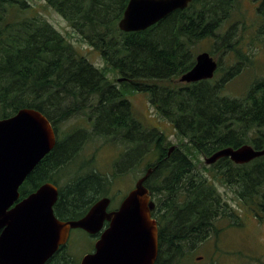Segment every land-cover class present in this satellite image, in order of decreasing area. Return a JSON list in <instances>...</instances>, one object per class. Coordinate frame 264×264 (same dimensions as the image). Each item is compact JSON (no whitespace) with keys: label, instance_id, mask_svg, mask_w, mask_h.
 <instances>
[{"label":"trees","instance_id":"trees-1","mask_svg":"<svg viewBox=\"0 0 264 264\" xmlns=\"http://www.w3.org/2000/svg\"><path fill=\"white\" fill-rule=\"evenodd\" d=\"M43 1L97 53L102 67L89 62L40 19L27 0H0V119L22 108L37 110L50 121L56 138L62 136L58 126L69 119L84 117L87 124L68 130L63 141L57 139L19 188L21 198L45 182L57 185L51 175L72 165L86 143L100 140L121 146L113 172L78 171L59 189L55 205L59 220L83 217L96 200L107 196L116 178L147 161L143 172L148 167L154 171L146 188L161 204L167 196V210L161 205L154 214L155 264H192L196 246L222 232L217 223L232 217L238 220L215 183L231 188L241 206L264 223V156L245 165H235L228 158L211 166L203 164L209 176L200 174L193 160L195 155L209 157L226 147H264V77L254 81L241 99L221 95L223 84L239 75L235 73L239 68L215 83L179 82L195 63V47L217 35L222 14H229L235 0H192L172 20L165 17L145 31L131 33L118 29L129 0ZM259 13L264 34V0ZM209 54L214 56V47ZM109 73L123 79L119 86L114 84L117 78H108ZM129 93L146 95L155 113L181 138L169 155L168 137L135 117L126 98Z\"/></svg>","mask_w":264,"mask_h":264},{"label":"water","instance_id":"water-1","mask_svg":"<svg viewBox=\"0 0 264 264\" xmlns=\"http://www.w3.org/2000/svg\"><path fill=\"white\" fill-rule=\"evenodd\" d=\"M191 1L129 0L118 29L124 33L145 31L173 11L185 9ZM216 69L214 59L202 52L179 81L190 84L211 80ZM55 145L51 123L37 110L23 108L0 120V264H44L66 242L71 230L93 234L102 229L105 220L109 226L96 243L95 253L85 256L80 264H155L158 229L150 215L154 204L144 186L153 167L136 180L112 213H107L109 198L103 197L82 218L60 221L53 211L58 188L50 182L19 201L20 186ZM174 148H169L168 155ZM263 156L264 148L256 150L244 144L222 148L204 157V163L210 166L228 158L235 165H245Z\"/></svg>","mask_w":264,"mask_h":264},{"label":"rangeland","instance_id":"rangeland-1","mask_svg":"<svg viewBox=\"0 0 264 264\" xmlns=\"http://www.w3.org/2000/svg\"><path fill=\"white\" fill-rule=\"evenodd\" d=\"M27 1L36 10L35 12L40 19L45 20L60 32L67 41L79 49L80 54L89 62L96 67H102V61L97 53L79 39V36L61 15L48 7L43 0ZM254 8L253 0H237L231 8L227 22L220 26L216 32L217 36L226 34L243 36L247 39L244 44L250 45L246 49L243 42L236 43L233 40V43L239 45L235 48L239 49L240 52H230L226 56H221V50H218L214 53V56L211 55L215 60L219 59L220 61L219 71L212 79L213 83L224 79L230 67H232L231 69L239 68L235 73L240 74L223 84L222 96L241 99L248 93L254 81L264 77V34L261 33V21L259 17H256ZM217 41L219 42V39ZM215 44L216 40L214 38L201 41L195 47V55L202 52L210 53ZM244 55L249 59L246 60ZM239 56H243V60H240ZM108 78L113 81L117 77L109 73ZM114 84L119 86L117 82H114ZM126 98L131 102L133 114L143 125L147 128L157 127L168 137L171 146L180 143L181 138L174 133L172 127L166 121L155 113L149 105L146 95L129 93ZM83 120L84 117L72 118L61 123L58 126V134L60 133L61 138H63L61 139L58 136L57 139L63 141L68 130H74L78 126L87 127ZM262 130L264 131V126ZM120 151L122 152L121 146L102 144L100 140L90 141L84 145L72 165L59 168L51 176L56 181L59 189H62L71 178L75 177L78 171L84 174L88 169L93 168L101 174L110 175L113 172L115 161L119 158ZM194 159L197 163L195 169L200 174H204L203 164L205 165V163L202 156L195 155ZM145 163L147 161L134 172L125 173L114 180L113 185L107 192V197L113 201L112 204L117 206L133 188L136 180L144 173L145 169L142 168ZM215 186L231 208V213L234 212L238 220H234L232 217L217 223V228L222 232L218 236H212L209 240L197 245L196 248L194 247L195 250L190 257L192 264H264V223L259 222L251 212L241 206L231 188L219 183H215ZM230 222H235L237 225L231 226ZM75 244L77 254L87 247L84 238L78 237ZM76 256L80 257L79 255Z\"/></svg>","mask_w":264,"mask_h":264},{"label":"flooded vegetation","instance_id":"flooded-vegetation-1","mask_svg":"<svg viewBox=\"0 0 264 264\" xmlns=\"http://www.w3.org/2000/svg\"><path fill=\"white\" fill-rule=\"evenodd\" d=\"M237 0L234 1V3ZM251 1V0H250ZM253 3L255 4V10H256V17H259V20L261 21V24L263 23V18L259 13V9H260V5L262 3V0H253ZM234 5V4H233ZM233 7V6H232ZM186 9V8H185ZM184 10V9H183ZM177 11H173L172 13H170L169 15H167V18H169L170 20H172L173 18V14H175ZM231 10L229 11L230 14ZM229 14L227 13V15L222 14L221 17H224L223 20H221V26L224 25L225 22H227V19L229 17ZM212 38H214L216 40V44L214 46V53H216V51L221 50V56H226L228 55L230 52H236L235 46H239L238 44L233 43L232 41L234 40L236 43H241L243 42V45L246 49H248L250 47L249 44H244V42L247 40L245 37L243 36H239V35H222V36H213ZM219 39V42L217 41ZM231 40V41H230ZM241 48V47H240ZM226 49V50H225ZM229 50V51H228ZM239 50V49H238ZM223 51H225L226 53H224ZM215 55V54H214ZM214 59V58H213ZM215 60V59H214ZM215 62L217 63V69H219L220 66V61L219 59H216ZM232 67H230L228 69L229 73L232 69ZM227 71V70H226ZM148 190V189H147ZM149 192V197H150V201L153 202L154 204V209L150 212V215L153 219H155V213L159 210V207L161 205H163V207L166 208L167 210V196L165 198V201L163 204L158 202L159 197L156 196L155 194H151L150 191ZM100 199V198H99ZM98 199V200H99ZM98 200H96L95 202H97ZM110 203L108 205L107 208V213H112L114 211H116L118 209V207L120 206L122 200L118 203L117 206H115L112 201V199H110ZM94 202V203H95ZM16 204V203H15ZM14 204V205H15ZM13 205V206H14ZM56 205V204H55ZM55 205L53 207V211L54 214L56 216L55 213ZM114 205V206H113ZM93 206V204L90 206V208ZM89 208V209H90ZM88 209V210H89ZM87 210V212H88ZM86 212V213H87ZM165 214L167 213V211L164 212ZM57 217V216H56ZM109 226V222L107 220H105L103 222V227L101 230L97 231L96 233L93 234H89L87 232H85L84 230H71L69 232V235L67 237V240L64 244L60 245L58 247V249L45 261L44 264H80L82 259L87 256V255H92L95 253V245L96 243L100 240L102 234L104 233V231L108 228ZM3 230H0V235L2 233ZM78 237L80 238H84V241L87 243V247L82 251L79 252L77 254V250L75 248L76 244L75 241L78 239ZM75 238V240H74ZM79 255L80 257L76 256Z\"/></svg>","mask_w":264,"mask_h":264},{"label":"bare ground","instance_id":"bare-ground-1","mask_svg":"<svg viewBox=\"0 0 264 264\" xmlns=\"http://www.w3.org/2000/svg\"><path fill=\"white\" fill-rule=\"evenodd\" d=\"M150 178V177H149Z\"/></svg>","mask_w":264,"mask_h":264}]
</instances>
